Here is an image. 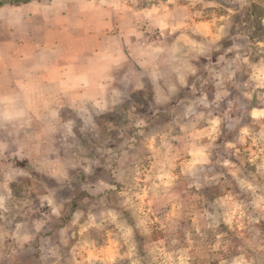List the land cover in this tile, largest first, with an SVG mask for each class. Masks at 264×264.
<instances>
[{
	"label": "clouds",
	"instance_id": "1",
	"mask_svg": "<svg viewBox=\"0 0 264 264\" xmlns=\"http://www.w3.org/2000/svg\"><path fill=\"white\" fill-rule=\"evenodd\" d=\"M140 2L100 0L96 5L104 16L110 15L104 9L116 10L113 14L117 23L114 26L105 25L107 31L98 43L99 51L94 53L93 66L85 70V86L58 90L48 98L36 94L26 100L11 90L7 83L4 84L0 91V209L3 210L0 219L10 212L22 215L49 208V216L41 220V226L54 228L63 204L50 198L51 186L54 185L56 192L68 190L75 193L77 189L73 180H77L80 181L79 192L98 196L101 189L112 187L106 182L108 180L124 183L129 177L136 179L139 172L132 164L137 154L147 146L149 136L163 144L165 151L160 153L154 149V153L165 161L169 158L167 149H172L173 158L184 159L193 145L198 144L205 153L200 161L202 166L211 170L213 166L225 163L220 158H212L218 129L216 133H209L207 129L198 131L192 121L185 119L193 114V105L201 106V110L195 113L197 122L212 118V111L228 95L227 91L218 87L213 93L214 98L209 100L207 89L210 78L221 87L232 80L231 72L220 66V61L233 50L224 49L219 43L225 25L217 28V21L214 20L211 32H203L195 25L194 17H199L201 13L192 9L198 4L208 7L206 0H157L148 13L137 9ZM228 3V15L221 19L239 15L241 24L237 26L238 31L255 25L264 30V0H228ZM261 51H264V44ZM213 56L218 57L215 70L211 65L206 67L201 59L211 61ZM238 59L239 64H249L245 57ZM249 67L254 66L249 64ZM260 67L264 68V58ZM254 79L253 74L250 81ZM256 88L264 89V82L251 86L244 96L251 99ZM197 92L200 93L198 97L188 99ZM133 96L142 97L147 108L143 104L133 107ZM259 100L264 110V92L259 94ZM85 106L86 118L82 114ZM137 108L141 111L138 112ZM113 116L123 119L109 122L108 118ZM226 117L227 113H224L212 119L213 127ZM165 119L168 123L164 127L169 131L179 129L176 135L163 133L162 136V131L156 129L155 125ZM231 127L228 125L229 131ZM149 128L152 131L145 135ZM244 134L249 136L253 145L259 142L258 152L262 162L258 176L253 175L251 180L241 179L238 183L251 193L259 190L264 195V123H260L258 133L246 127ZM133 135L135 140L131 138ZM163 137L174 141L175 147L163 142ZM203 137H208L207 142H203ZM227 147L234 148L235 145ZM26 159L30 167L18 168V162ZM53 168L60 171L57 173ZM101 169L103 176L97 175V170ZM200 171L203 172L204 167ZM235 171L238 170H234L233 175ZM133 173L136 175L133 176ZM192 175L191 165L184 164L173 179L177 184L188 183ZM34 177L46 183L44 186L37 185L40 192L33 198V189L28 182ZM81 177L83 180H80ZM21 184L24 185V194L17 195L18 187L14 191L12 185ZM192 184L199 187L195 180L188 186ZM261 213L264 215V206H261ZM204 215L207 219L208 214ZM103 219H107V215L102 216V222ZM212 219L215 225V216ZM142 224L143 221L138 226ZM131 234L132 229L128 228L125 235ZM258 249V264H264V241ZM32 264L38 262L33 260ZM50 264L60 262L55 260ZM132 264H140V261L133 260ZM144 264L152 262L145 259ZM220 264L241 262L220 260ZM243 264H253V261H244Z\"/></svg>",
	"mask_w": 264,
	"mask_h": 264
},
{
	"label": "rangeland",
	"instance_id": "2",
	"mask_svg": "<svg viewBox=\"0 0 264 264\" xmlns=\"http://www.w3.org/2000/svg\"><path fill=\"white\" fill-rule=\"evenodd\" d=\"M60 2L67 4L68 7L84 3L89 9L90 2L99 4L100 0H2L0 37L22 36L26 31L22 24L24 21L34 19L36 24L40 25L44 20L41 17L42 6L60 4ZM206 2L208 7L198 4L192 9L201 13L199 17H194V22L203 32L212 31L214 20L217 21V28L221 24L225 25L219 43L224 49L233 50L227 53L223 61H220V66L231 72L232 80L221 87L210 78L211 82L207 84L209 100L214 98L213 93L218 87L228 93L219 103V107L212 111V118L200 119L197 122L195 113L201 110V106L193 105V114L185 119L192 121L198 131L207 129L209 133H216L218 129L213 142L215 147L212 150V158H220L225 163L213 166L211 170L207 166H202L200 161L205 153L198 144L193 145L184 159L173 158L172 149H167L169 158L165 161L162 156L158 157L154 153V149L163 153L165 151L163 144L149 136L147 146L137 154L132 164V167L139 172L136 179L129 177L124 183H113L108 180L106 182L112 184V187L101 189V194L98 196L79 192L80 181L77 180H73L74 188L77 189L75 193L68 190L56 192L54 185L51 186L50 198L63 204L56 226L62 224L67 228L60 243L62 248H68L63 264H132L133 260H139L140 264H144L145 259L150 260L152 264H220V260L225 262L239 260L241 264L252 260L253 264H258L260 256L258 246L264 241V215L261 213L264 195L259 190L251 193L248 189L242 188L238 181L251 180L253 175L258 176L259 165L262 162L258 152L259 142L253 145L249 136L244 134V130L246 127H251L258 133L260 123H264V110L259 100V94L264 92V89L256 88L251 99L244 96V92L250 91L251 86L264 82V68L260 67L264 58V51H261V45L264 44V30L255 25L247 30L240 28L238 31L237 26L241 24V16L221 19L228 15L230 7L228 0H206ZM156 3L157 0H141L137 9L148 13ZM3 9L10 11L5 12ZM103 11H108L117 23L113 14L116 10ZM239 57H245L254 67H249V64H239ZM201 59L206 67L211 65L215 70L217 56H213L211 61ZM253 74L255 79L250 81ZM183 95L181 93V97ZM199 95L200 93L197 92L188 99L193 100ZM132 100L135 102L132 104L133 107L143 104L144 108H147L142 97L133 96ZM137 111L141 109L137 108ZM224 113H227V117L213 127L212 119ZM82 114L86 118L87 110H82ZM122 119L113 116L109 117L108 121ZM253 121L257 123L253 124ZM167 123L165 119L155 127L162 131V136L163 133H168V136L176 135L179 129L172 128L169 131L164 127ZM228 125L232 126L230 131ZM151 131L152 129L149 128L145 135ZM131 138L136 139L135 135ZM202 140L207 142L208 137H203ZM163 142L175 147V142L167 137H163ZM229 144L235 147H227ZM25 161L19 162L20 168L30 167V163H24ZM184 164L191 165L193 175L188 183L177 184L173 177ZM201 167H204L203 172L200 171ZM52 170L57 173L60 171L59 168ZM234 170H238L235 171V175H233ZM219 173L223 175H218ZM97 175L103 176V170H97ZM135 175L136 173H133V176ZM80 180H83V177ZM192 180H195L199 187L196 184L188 186ZM45 183L39 177H34L28 182V186L33 189L31 193L33 198L40 192L37 185L44 186ZM12 187L14 191L18 187L17 195L24 194L23 184ZM2 212L3 210L0 209V213ZM49 212L50 209L45 208L37 213L19 215V218L26 216L23 221L28 223H23L16 242L12 240L9 231L10 214L14 215L15 212L4 214V218L0 219V250L4 252L15 243L25 246L26 233L30 230L28 228L30 225L25 224L34 223L36 226L34 230L37 231V228L43 230L47 226L42 227L41 220L48 217ZM73 212L76 214L75 220L70 221L71 223L75 221L73 224L69 221L61 223L60 218L69 219ZM205 213L208 214L207 219ZM103 215H107V219H103L102 222ZM213 216L217 220L215 225H213ZM141 221H143L142 226H138L141 225ZM87 223L91 227H86ZM128 228L132 229L131 236L125 235ZM36 243L43 247L48 241L41 234L37 237ZM41 252L40 248L34 253L33 260L38 261V264L48 263V261L44 262L46 258L42 257ZM28 255L25 252L21 259L31 260L32 257ZM76 256L77 262L74 261ZM12 258L10 254L8 257L0 256L2 261L7 262Z\"/></svg>",
	"mask_w": 264,
	"mask_h": 264
},
{
	"label": "crops",
	"instance_id": "3",
	"mask_svg": "<svg viewBox=\"0 0 264 264\" xmlns=\"http://www.w3.org/2000/svg\"><path fill=\"white\" fill-rule=\"evenodd\" d=\"M89 5V9L84 3L71 7L62 2L43 5L42 25L36 24L34 19L26 20L22 23L26 29L22 36L0 37V91L7 83L11 90L27 100L36 94L48 98L58 90L85 86L87 84L85 70L86 67L93 66L94 53L99 51L98 43L102 34L107 31L105 25L116 24L111 15H102V10L96 7L95 2H90ZM37 29L39 30L36 31ZM83 110H87L86 106ZM26 161L24 163H30L27 159ZM18 164L17 167L20 168ZM75 217L76 214L73 212L69 219L63 217L59 220L61 223L70 222L75 220ZM25 218L26 216L19 218L17 214H10L9 231L14 242L19 239L23 223H28L23 221ZM25 225H30L28 226L30 230L26 233L27 244L21 246L15 243L4 252L0 250V256L8 257L10 254L15 258L9 260L10 262L0 259V264H32V255L40 248L42 257L46 258L44 262L48 261L43 264H50V261L55 260L63 264L68 248H62L60 243L67 228L60 224L54 228L44 227L43 230L37 228L36 231L34 223ZM86 227L91 226L87 223ZM40 233L48 241L46 246L41 247L42 245L36 243ZM25 252L32 257L31 260L21 259ZM74 261H78L77 256L74 257Z\"/></svg>",
	"mask_w": 264,
	"mask_h": 264
},
{
	"label": "trees",
	"instance_id": "4",
	"mask_svg": "<svg viewBox=\"0 0 264 264\" xmlns=\"http://www.w3.org/2000/svg\"><path fill=\"white\" fill-rule=\"evenodd\" d=\"M1 3V2H0Z\"/></svg>",
	"mask_w": 264,
	"mask_h": 264
}]
</instances>
